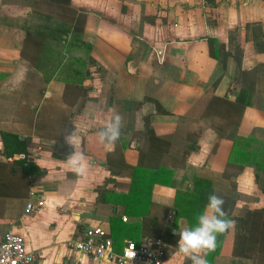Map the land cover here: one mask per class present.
I'll return each mask as SVG.
<instances>
[{
    "label": "crops",
    "instance_id": "obj_1",
    "mask_svg": "<svg viewBox=\"0 0 264 264\" xmlns=\"http://www.w3.org/2000/svg\"><path fill=\"white\" fill-rule=\"evenodd\" d=\"M116 114L108 149L96 131ZM1 134L24 152L6 156ZM31 192L45 206L27 215ZM213 193L234 224L208 264H264V0H0V240L13 227L34 264H97L66 242L100 226L116 251L161 239L167 264H192L178 230Z\"/></svg>",
    "mask_w": 264,
    "mask_h": 264
},
{
    "label": "built area",
    "instance_id": "obj_2",
    "mask_svg": "<svg viewBox=\"0 0 264 264\" xmlns=\"http://www.w3.org/2000/svg\"><path fill=\"white\" fill-rule=\"evenodd\" d=\"M44 206L43 196L31 192L24 212L34 214ZM122 221L126 222L127 218L122 217ZM66 247L80 256L94 258L97 264H167L169 250L161 239H145L140 244L126 241L122 249L116 251L108 232L100 226L86 228L80 236L67 241ZM34 263V254L26 249L23 237L11 227L0 240V264Z\"/></svg>",
    "mask_w": 264,
    "mask_h": 264
},
{
    "label": "clouds",
    "instance_id": "obj_3",
    "mask_svg": "<svg viewBox=\"0 0 264 264\" xmlns=\"http://www.w3.org/2000/svg\"><path fill=\"white\" fill-rule=\"evenodd\" d=\"M122 119L119 114H116L105 126L96 131L99 142L106 148L112 149L120 139ZM64 142L71 149L65 159L68 167L78 177L85 175L86 156L77 150L79 132L75 127L64 133ZM224 204L225 200L221 196L215 193L210 194L203 211L195 216L196 223L178 230L177 249L190 259L192 264H208L206 255L215 251L217 237L233 227L234 222L228 218Z\"/></svg>",
    "mask_w": 264,
    "mask_h": 264
},
{
    "label": "trees",
    "instance_id": "obj_4",
    "mask_svg": "<svg viewBox=\"0 0 264 264\" xmlns=\"http://www.w3.org/2000/svg\"><path fill=\"white\" fill-rule=\"evenodd\" d=\"M76 25H77V22H75V24H74V29L72 30V33L75 34V36H78V35H80L82 33V26L80 25L79 27H76ZM61 31H62L61 29H58V30L55 29V30L50 31L49 34L52 37V39H54V38L56 39V37H60V32ZM62 33H65V32L63 31ZM30 35L31 34L28 32L27 35H26V40L30 39V37H29ZM33 35H35V34H33ZM36 35L33 36V38L36 37ZM38 37L41 38L42 42L41 41L38 42V40L34 39L33 40L34 44H32V45L34 46V48L36 50L39 51L40 49H42V45H43V42H44V37L41 36V35H39ZM81 45L83 47H85L87 50L90 49V46L86 45L85 43H81ZM33 63H34V61H33ZM137 105H139V104H137ZM145 125H146V130H149V126L147 125V120L145 122ZM1 138L3 139V142H4L3 145H4V151H5L6 156H12V154L23 153L24 152V144L21 141H19L16 138V136H11L9 134H1ZM18 163L28 172L39 171L38 168H36V166H35V164L33 163L32 160H27V161L23 160V162H18ZM23 164H25V166ZM134 171H135L134 178H136V176L138 174V170L134 169ZM40 175H41V172H40ZM152 184L153 183H151L150 186H149V193H150V188H151ZM129 193L130 194H128V196H126L127 199L129 198V199L139 200L138 204H136L138 207H134V208L132 207V209H130V210H132L134 212H138V211H141L143 209L145 211L146 207H148V206H143L144 205V200H145V191H144V189H142L141 192H137L136 195H133L132 192H129ZM140 204H142V205H140ZM127 207H129V206H127ZM229 219L233 220L232 218H229ZM232 231H233V228H231L226 233L221 234V235H219L217 237V246H216L217 249L219 248L220 242L225 240V239H227V237H229L232 234ZM115 241L117 243V239H115ZM112 242H113V240H112ZM135 244H140V243L136 242ZM113 248H115L114 247V242H113ZM216 253H217V250L215 249V251L208 253V256L209 255L214 256V255H216Z\"/></svg>",
    "mask_w": 264,
    "mask_h": 264
}]
</instances>
